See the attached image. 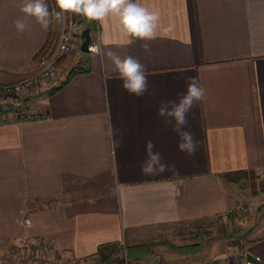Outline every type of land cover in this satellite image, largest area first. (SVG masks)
I'll return each mask as SVG.
<instances>
[{"label":"crops","instance_id":"crops-1","mask_svg":"<svg viewBox=\"0 0 264 264\" xmlns=\"http://www.w3.org/2000/svg\"><path fill=\"white\" fill-rule=\"evenodd\" d=\"M137 2L160 14L154 40L129 37L111 16L97 21L91 35L103 65L79 50L63 67L84 72L22 99L47 119L0 125V259L1 245H14L18 256L46 242L56 264H99V247L118 243L112 264L236 263L212 246L194 256L155 246L132 262L127 247L226 217L240 195L222 175L264 173V0ZM22 3L0 0V84L33 75L55 39L50 24L44 30L35 19L17 32ZM109 51L145 66L148 92L137 97L122 87ZM189 77L206 89L188 117L199 141L193 156L178 150L179 137L157 114L162 100L186 94ZM149 140L169 165L162 174L141 172ZM247 240L246 250L264 264V210Z\"/></svg>","mask_w":264,"mask_h":264},{"label":"clouds","instance_id":"clouds-1","mask_svg":"<svg viewBox=\"0 0 264 264\" xmlns=\"http://www.w3.org/2000/svg\"><path fill=\"white\" fill-rule=\"evenodd\" d=\"M56 8L59 11L50 12L45 0H23L19 9L23 16L13 22L17 32L26 31L30 19H35L44 30H47L53 18L62 23L63 14L69 12L101 22L109 16L114 17L126 35L143 41L154 40L158 35V29L161 28L159 12L150 10L137 0H56ZM163 30L170 31L171 27ZM126 43L130 44L132 40L129 39ZM143 47L146 51L150 50L149 43H144ZM91 51L95 56L101 58V65H103L105 53L102 48L97 45ZM106 55L112 61L115 70L118 71L123 81L122 87L128 93L140 97L148 92L149 80L146 68L138 59L132 56L122 59L111 51ZM205 99L206 89L199 85L197 78L189 77L186 94L178 102L162 100L158 105V116L167 125H171L172 131L179 137L178 150L188 156L195 155L199 145L195 133L189 129L188 117L190 113H193L197 102ZM154 148V143L149 140L146 143V159L141 164V172L144 175H158L169 169L162 154L154 152Z\"/></svg>","mask_w":264,"mask_h":264},{"label":"rangeland","instance_id":"rangeland-1","mask_svg":"<svg viewBox=\"0 0 264 264\" xmlns=\"http://www.w3.org/2000/svg\"><path fill=\"white\" fill-rule=\"evenodd\" d=\"M74 14L75 13L70 12L63 14L64 20L61 24V29L55 36L53 43L56 42L59 34L68 28ZM83 28L84 24L81 25V29ZM75 54L62 57L58 60L59 71L56 75H54L53 79L46 84V86L41 85L32 91L30 90L22 95V97L18 100L0 92V116H11L13 112L17 111L25 113L26 111L31 112L32 110L30 107H27L23 103V97H27L32 93L50 89L54 87V83L56 81H60L64 77L68 76L71 71L65 74L68 68L66 66L63 67V62H65L67 58L73 57ZM77 67L75 69H77ZM235 186L237 187V191L240 195L239 203L233 211L227 214L226 217H217L211 221L203 223L202 225L195 226L196 230H194V233L187 232L178 233L173 236H164L161 238V241L154 242L157 244L156 246H164L169 251H173L169 248L168 244L184 249L192 246L194 247L200 243V252H205V250L207 251L212 246V248L221 251V253L227 254V259L235 260V264H242L241 259L245 258L244 252L246 251V245L248 243V228L256 222V216L259 211L264 210V173H254L250 175L246 181H243L238 186ZM1 246L2 252L0 262H9L11 264H56L55 259H52L48 255V253L50 254V252H48L49 250L41 248L37 245V243H35L34 247L28 250V252L22 251L18 254V256H15L14 245L4 244ZM193 247L192 250H194ZM192 252L193 253L184 255L194 256L200 253H195V251ZM123 261L124 260H122V262ZM99 264H101V260ZM211 264L220 263L215 259L211 261Z\"/></svg>","mask_w":264,"mask_h":264},{"label":"built area","instance_id":"built-area-1","mask_svg":"<svg viewBox=\"0 0 264 264\" xmlns=\"http://www.w3.org/2000/svg\"><path fill=\"white\" fill-rule=\"evenodd\" d=\"M83 24V19L81 15L74 14L72 16V20L70 21L68 28L62 33L59 34L58 39L53 45L43 53H41L37 59V70L36 72L24 79L19 80L13 84H4L0 85V92L3 94L12 97L15 100H18L22 97L26 92L32 91L37 87L46 84L51 81L59 71L58 60L65 56H70L75 54L80 50V33H81V25ZM100 46V42L98 39H93L90 44V51L94 46ZM92 52V51H91ZM48 114L44 112H22L17 111L13 112L11 116H0V125L13 122L15 120H39V119H47ZM41 248L49 250L48 252L54 253V248L51 247L49 243L46 242H38ZM248 251L246 250L244 254L246 255ZM245 257V256H244ZM0 264H11L0 262ZM24 264V263H22ZM242 264H252L246 262L245 258Z\"/></svg>","mask_w":264,"mask_h":264},{"label":"trees","instance_id":"trees-1","mask_svg":"<svg viewBox=\"0 0 264 264\" xmlns=\"http://www.w3.org/2000/svg\"><path fill=\"white\" fill-rule=\"evenodd\" d=\"M47 5L49 7L50 12L53 11H59V9L56 8V0H46ZM60 22H57L54 18L52 19V22L50 23V36L55 37L58 32L61 29ZM84 26H88L91 29V32H97L99 29L98 23L95 20H89L86 21L83 20ZM85 70L77 68L74 71H71L69 73L68 79L73 77L75 74L84 72ZM254 174L252 171H238V172H232L222 175V177L230 182H232L234 185H239L241 182L246 181L250 175ZM156 243H146L143 245L135 246V247H127V256L129 261L132 262H138L143 260L150 252L151 249L156 246ZM169 248L173 251H176L180 254H190L193 253L192 251H195V253L200 252V243L198 245H195L193 247L194 250H192V247L180 249L177 248L171 244H168ZM121 250V245L118 243H111L106 245H101L99 247V250L97 252V255L100 257L101 264H112L114 262L113 256L118 254Z\"/></svg>","mask_w":264,"mask_h":264},{"label":"water","instance_id":"water-1","mask_svg":"<svg viewBox=\"0 0 264 264\" xmlns=\"http://www.w3.org/2000/svg\"><path fill=\"white\" fill-rule=\"evenodd\" d=\"M82 19L84 21L87 20L86 17L82 16ZM92 41V35H91V29L88 26H84V28L81 30L80 33V50L83 53H90V44ZM245 260L248 263H252V264H261L260 260L255 257L252 253L247 252L245 255Z\"/></svg>","mask_w":264,"mask_h":264}]
</instances>
